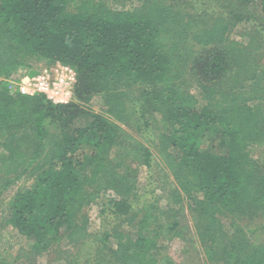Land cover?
Segmentation results:
<instances>
[{"label": "trees", "instance_id": "trees-1", "mask_svg": "<svg viewBox=\"0 0 264 264\" xmlns=\"http://www.w3.org/2000/svg\"><path fill=\"white\" fill-rule=\"evenodd\" d=\"M179 1L118 9L108 0H0V212L31 240L29 255L174 264L162 239L180 238L206 264H264V222L250 223L264 214V24L245 44H227L249 18L241 8L192 17ZM228 1L258 4L264 19V0ZM210 45L201 58L196 48ZM45 58L76 70L69 103L8 87ZM143 168L151 199L137 192ZM107 191L115 196L102 202L103 228L91 233L87 210Z\"/></svg>", "mask_w": 264, "mask_h": 264}, {"label": "rangeland", "instance_id": "rangeland-1", "mask_svg": "<svg viewBox=\"0 0 264 264\" xmlns=\"http://www.w3.org/2000/svg\"><path fill=\"white\" fill-rule=\"evenodd\" d=\"M109 4L115 8L118 9H132V7L137 6L139 3H141V0H108ZM233 2V1H232ZM180 5L186 6V15L187 16H197L202 11L206 12L207 14L211 15H217L222 14L226 15L231 10L239 9L241 8L243 12L247 15L248 20H242V22H239L236 24L234 28L231 29V31L227 35V44H245L251 34L254 33L255 28H260V23L264 24V19L262 18V13L259 12V6L255 3L251 5H244V6H233L229 5L231 4L228 0H180ZM201 22L198 21L197 24H200ZM263 33L260 34V38L258 41L261 43L262 49L260 50V53L258 54L257 58L260 62L261 68H264V30L262 29ZM256 33V32H255ZM250 39V38H249ZM213 45L205 46V47H197L196 49L199 51V53L203 54V57L210 54L212 51ZM59 60H51L48 58H45L41 61H38L34 63L28 70L26 74H35L38 71H40L44 66L50 65L53 62H56ZM257 62V63H259ZM234 69L232 67V63H229L228 71ZM30 73H29V72ZM227 71V72H228ZM13 81L16 80H9L7 79L6 83L8 84V87L10 89L14 90V84ZM190 91L192 94L195 95L196 99L201 98V91L199 87H196V85L190 86ZM91 108L95 111H100L99 104L92 103L90 104ZM261 147H255L252 150V154L254 157H257L261 154ZM146 169H142L139 175V181H138V191L140 194V197H145L144 194H141V192H145L147 197L151 199V194L147 188V176H146ZM17 183H20L17 182ZM32 179H28L27 184L33 185ZM156 194L161 195V199L159 200V204H163L165 196L162 195V191L159 189H156ZM115 196L114 193L111 191H107L106 193H102L100 197L96 200L94 204H92L88 210L87 215L89 219V230L91 233L95 231L96 233L102 229V221L101 219L104 217V213L101 212L102 202L107 197ZM144 199H141L143 201ZM8 209L4 212H0V233H2L3 237L6 239L8 238L9 242L5 243L4 246L0 245V260H5L7 264H55V257L53 255H29L30 246H31V240L29 238H21L20 235L14 234V232L10 231L11 226L7 224V217H8ZM185 214L188 215L187 206L185 205ZM187 219V218H186ZM111 222L110 218H106L105 220V227L108 226V223ZM264 222V214L257 218H253V220L250 222L251 226L253 227L255 224L263 223ZM188 224L192 227L191 223L188 222ZM104 225V224H103ZM114 225L113 223L111 226ZM123 225V224H121ZM193 228V227H192ZM120 230H123L125 233L129 232L131 228L126 226H120ZM164 232L166 233V229H164ZM193 232V230H192ZM12 235L11 237H9ZM257 236L259 239L264 240V230L258 231ZM164 242L165 249L162 250L166 257L170 258V261H173L174 264H206L204 261V258L202 257L203 254L199 252V247L194 245L190 246L189 244L185 243L180 238H172V239H162ZM109 241L112 242V238L109 239ZM2 242H4L2 240ZM9 243H13L12 247H9ZM97 244V242L95 243ZM95 244L89 246V248L84 247L85 252H87L88 257L94 255V251L92 252V246ZM114 245V244H113ZM62 247V246H61ZM29 258V259H28ZM60 263V262H59Z\"/></svg>", "mask_w": 264, "mask_h": 264}, {"label": "built area", "instance_id": "built-area-1", "mask_svg": "<svg viewBox=\"0 0 264 264\" xmlns=\"http://www.w3.org/2000/svg\"><path fill=\"white\" fill-rule=\"evenodd\" d=\"M77 81L76 70L60 61L44 66L35 74H25L13 81L14 90L25 95H43L53 103L72 101Z\"/></svg>", "mask_w": 264, "mask_h": 264}]
</instances>
